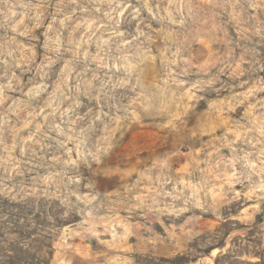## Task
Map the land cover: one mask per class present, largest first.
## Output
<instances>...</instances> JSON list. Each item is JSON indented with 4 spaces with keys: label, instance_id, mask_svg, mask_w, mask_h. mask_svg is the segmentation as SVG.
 Here are the masks:
<instances>
[{
    "label": "rangeland",
    "instance_id": "374dc122",
    "mask_svg": "<svg viewBox=\"0 0 264 264\" xmlns=\"http://www.w3.org/2000/svg\"><path fill=\"white\" fill-rule=\"evenodd\" d=\"M0 264H264V0H0Z\"/></svg>",
    "mask_w": 264,
    "mask_h": 264
}]
</instances>
